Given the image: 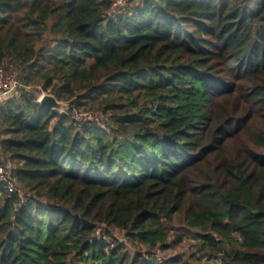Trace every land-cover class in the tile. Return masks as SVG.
<instances>
[{"label": "trees", "instance_id": "obj_1", "mask_svg": "<svg viewBox=\"0 0 264 264\" xmlns=\"http://www.w3.org/2000/svg\"><path fill=\"white\" fill-rule=\"evenodd\" d=\"M0 68V264H264V0H0Z\"/></svg>", "mask_w": 264, "mask_h": 264}, {"label": "built area", "instance_id": "obj_2", "mask_svg": "<svg viewBox=\"0 0 264 264\" xmlns=\"http://www.w3.org/2000/svg\"><path fill=\"white\" fill-rule=\"evenodd\" d=\"M126 0H115V6L120 8L124 5ZM22 87L21 81L18 78L16 73L6 72L3 68H0V105L7 101L9 98L15 96L20 88ZM39 99L41 96L47 94L46 92L41 91ZM80 118L83 120H93L99 121L100 118L94 114H81ZM100 124V123H99ZM0 183H5L7 188L11 192L19 191L16 180L12 177L9 168L0 160ZM27 197L22 198V204H25L28 200Z\"/></svg>", "mask_w": 264, "mask_h": 264}, {"label": "rangeland", "instance_id": "obj_3", "mask_svg": "<svg viewBox=\"0 0 264 264\" xmlns=\"http://www.w3.org/2000/svg\"><path fill=\"white\" fill-rule=\"evenodd\" d=\"M40 90V89H39ZM40 94H42L41 90L38 93V95L40 96ZM10 166H13V163L10 164ZM102 230V229H101ZM100 234V233H99ZM113 235L121 242L124 243H128L127 238L125 237L123 232H119L114 230L113 231ZM182 237V242L180 245H177L174 247V249H172L171 251H169L168 253H166L167 255H177V254H185L186 258H189L191 264H198V261L196 260V255L194 256V254H196V247H195V241L192 237H190L188 234H186L183 230L178 231V236ZM177 238L175 235L172 237L171 242L174 241V239ZM130 247V246H129ZM162 253L158 252V255L161 256ZM193 256V257H192Z\"/></svg>", "mask_w": 264, "mask_h": 264}, {"label": "water", "instance_id": "obj_4", "mask_svg": "<svg viewBox=\"0 0 264 264\" xmlns=\"http://www.w3.org/2000/svg\"><path fill=\"white\" fill-rule=\"evenodd\" d=\"M39 103L59 113H66L70 108L69 104L59 101L51 94L41 96Z\"/></svg>", "mask_w": 264, "mask_h": 264}]
</instances>
